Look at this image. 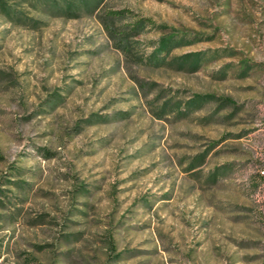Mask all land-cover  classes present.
I'll use <instances>...</instances> for the list:
<instances>
[{
  "label": "rangeland",
  "instance_id": "1",
  "mask_svg": "<svg viewBox=\"0 0 264 264\" xmlns=\"http://www.w3.org/2000/svg\"><path fill=\"white\" fill-rule=\"evenodd\" d=\"M108 8L201 39L127 62ZM39 18L0 15V264H264V0Z\"/></svg>",
  "mask_w": 264,
  "mask_h": 264
},
{
  "label": "trees",
  "instance_id": "2",
  "mask_svg": "<svg viewBox=\"0 0 264 264\" xmlns=\"http://www.w3.org/2000/svg\"><path fill=\"white\" fill-rule=\"evenodd\" d=\"M162 1V0H159ZM102 0H0V15L12 25L29 28L39 27L43 21L39 17L76 19L92 15L101 9ZM101 23L107 36L113 41L116 49L121 51L127 62L161 66L176 47L190 45L200 41V36L186 37L175 30L157 24L150 17L143 16L127 8H108L101 12ZM163 31L156 41V46L147 58L139 55V37L147 31ZM200 52H191L178 56L179 65L187 63L197 68ZM242 71L246 66H242ZM206 96L198 95L188 102V107L201 103ZM175 113L181 114L180 107ZM164 114V108L159 117Z\"/></svg>",
  "mask_w": 264,
  "mask_h": 264
}]
</instances>
